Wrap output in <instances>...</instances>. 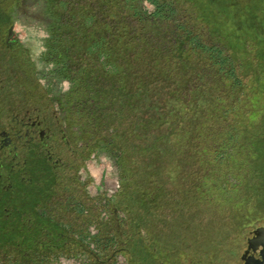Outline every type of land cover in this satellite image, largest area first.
Returning <instances> with one entry per match:
<instances>
[{"label": "trees", "instance_id": "1", "mask_svg": "<svg viewBox=\"0 0 264 264\" xmlns=\"http://www.w3.org/2000/svg\"><path fill=\"white\" fill-rule=\"evenodd\" d=\"M143 1L48 0L53 22L43 58L55 64L56 75L72 82L65 121L80 128L88 148L84 159L97 150L114 155L121 185L108 204L90 197L86 185L68 194L47 150L32 154L30 143L24 152L22 141H14L10 164L0 157V264H51L58 255L85 253L82 238L91 222L99 228L97 247L107 258L122 247L129 264H149L133 255L130 243L138 239L152 253L150 230L141 218L152 211L154 186L162 191L166 182L179 185L194 165L200 173L234 157L240 165L261 156L264 135L229 123L247 88L244 70L264 71L258 50L264 27L250 23L246 30L242 10L248 0H235L241 7L234 13L229 0H183L182 14L173 0H149L152 13L144 12ZM209 9L217 13V23ZM238 40L243 46L254 44L258 56L240 54ZM260 75L256 79L264 90V72ZM7 95L11 105L0 104V114H9L14 125L8 107L13 108L15 95L10 90ZM250 97L252 108L262 98L254 92ZM246 110L243 115L250 120L263 116V111ZM250 141L256 148L246 154ZM241 167L213 180L222 189L225 179L230 200L238 198L236 188L253 183V171L244 177ZM76 173L72 179L77 182ZM102 208L109 213L106 221L99 218ZM112 223L114 230L106 231ZM102 256L92 255L93 264H100Z\"/></svg>", "mask_w": 264, "mask_h": 264}, {"label": "rangeland", "instance_id": "2", "mask_svg": "<svg viewBox=\"0 0 264 264\" xmlns=\"http://www.w3.org/2000/svg\"><path fill=\"white\" fill-rule=\"evenodd\" d=\"M173 1L177 2L176 6L182 14V9L186 7L183 0ZM222 1L227 2V0H217L218 3ZM229 1L233 3L229 7L231 12L234 13L239 10L241 5L235 4V0ZM5 2V0H0V20L7 8L10 7V5L8 3L5 4ZM246 4L248 6L245 5V9L242 10L248 20L246 30L248 31L250 29V23H253L257 29L260 26L264 27V23H259L262 16L264 17V0H248ZM202 7L205 6L203 5ZM210 7L212 9L214 6L212 5ZM253 7L256 8L254 9ZM211 9H209L208 16L212 17L214 23H217V13L213 14ZM13 20V38L19 39L30 49L36 63L37 77L40 83L54 99L55 110L60 112V114H64L63 111L68 103L66 94L70 90L72 82L67 78L56 75L54 72L55 69H57L55 64L43 58L44 52L46 51L45 43L51 36L50 26L53 22L48 12V0H19L17 9L13 14ZM257 29L253 31L262 37V31H258L260 29ZM237 33L241 34L243 32L239 29ZM241 41L242 40L237 41V43L241 45L240 54L246 52L243 56L246 55L248 58H256L259 54L256 46L254 44L243 46ZM32 48L39 49L37 50L39 52ZM258 50L264 55V45ZM263 72L256 70V67L246 68L244 70L243 79L247 88H245L244 96L238 104V107L241 109L234 110L229 116V123L233 126L232 128L241 127V125H243L248 132L251 131L254 134L261 133L264 135V99L263 96H261L264 94V90L263 88H259L260 83L257 80L258 76ZM16 74L15 67L10 63L7 52L0 46V79L4 80L0 82L1 105L6 103L7 105H11L10 98L7 95L9 91L7 83L13 80L15 81ZM6 81L8 82L6 83ZM10 92H13L15 95L13 98V105L14 108H18V113L27 107L26 104L33 105L31 96L26 92H22L21 89L18 91L10 90ZM253 92L257 94L258 97L262 98L258 101L257 106L252 108L250 94ZM246 107H249V109L246 110ZM243 108L246 111H263V116L261 115L263 120L261 117V119L256 117L254 120H250L248 116L243 115L245 112L242 110ZM238 113H240V115H238ZM1 114L0 125L4 126L7 116L4 115V113ZM252 122L258 123L255 124ZM76 128L80 131L79 127ZM255 148L256 143L250 141L246 146L245 153L248 154L249 150L252 152ZM101 151L102 150L94 151L85 159L78 170V176L84 165L94 155H96L97 161L106 156L105 158H109L116 163L113 154L106 151L100 153ZM240 161L239 158L234 157L221 168L212 166L207 168L205 172L200 173L198 172L199 166L194 165L191 167L189 177L185 181L179 183V185L173 186L172 183L166 182L162 191L157 190L154 186L150 191L149 198L152 200L149 208L152 211L149 215H145L146 217L141 218L142 223L150 230L152 249L156 245L157 247L155 248H157L163 257L167 255L176 257L177 264H182V254L186 255V253H190L191 250L194 249L198 254L197 264H228L234 262L233 253L240 251L243 238L248 235L250 230L264 223V148L259 158H245V160L242 161L243 164L238 165L237 163ZM239 166H243L241 169L245 170L244 177L248 176L253 171V183L246 182L239 188H236L235 193H238L236 195L238 198L235 197L234 200H230L231 195L227 194L229 186L225 179L222 184L223 186L226 185V187L222 189H220L222 186L216 187L213 180L223 178V175L228 173H237L240 169ZM228 178H230V175ZM223 189L224 191H222ZM252 191L254 193H252ZM61 193L63 192H59L58 194ZM242 195H244L243 198H241ZM77 212L81 213L79 209H77ZM65 227L69 228V225L65 224ZM114 228L115 224L112 223V225L107 226L105 230L111 231L114 230ZM75 237H77V235H75ZM120 237L119 235V238ZM120 248L122 247H118L119 250ZM98 249L97 253L101 252L103 259H106L105 249L103 248L102 250L99 247ZM130 249L135 257L139 259L143 257L147 259L149 264H152V262L158 264L162 260L165 261L164 258H154L151 252L143 248L142 241L138 239H133L130 243ZM63 255L64 254L59 255L58 257ZM91 264H93L92 257Z\"/></svg>", "mask_w": 264, "mask_h": 264}, {"label": "flooded vegetation", "instance_id": "3", "mask_svg": "<svg viewBox=\"0 0 264 264\" xmlns=\"http://www.w3.org/2000/svg\"><path fill=\"white\" fill-rule=\"evenodd\" d=\"M5 1V4L8 3L10 7L7 8L0 20V46L7 52L8 59L17 72L15 81L10 83L6 81L7 88L11 91L21 89L22 92L28 93L32 98L33 105L25 103L27 107L20 113H18L17 107L14 108V105L13 108L8 107V110L12 111L11 117L15 122L14 125L8 121L9 114L4 113L7 120L4 124L5 127L0 125V152L3 154L0 153V157L6 164H10L9 155L17 148L14 141H22L24 152H26L25 145L30 143L32 145H28L29 150L27 151L32 154L47 150V153L54 157L53 168L58 169V174L65 180L66 184L63 189L73 193L79 187L85 186V183L79 179L76 169L85 161L84 156L88 149L86 142L81 138L82 132L76 128L78 126L69 127L65 121L66 111L64 110V114H60L55 110L54 99L47 93L37 77L36 63L30 49L19 39L13 38V14L17 9L19 0ZM21 46L27 48L28 52L23 51ZM3 81L0 79V82ZM7 150L8 153L5 154ZM50 171L52 172V169ZM75 173L77 182L72 179ZM260 226H264V223L250 230L248 235L243 238L240 251L233 253L234 262L228 264H264V235L258 238L253 233ZM152 254L154 258L165 259L158 264H177L176 257L171 255L163 257L155 247L152 249ZM113 262L114 253L106 258L103 264ZM197 262L198 254L195 249L186 255L182 254V264H197ZM152 264L156 263L152 262Z\"/></svg>", "mask_w": 264, "mask_h": 264}, {"label": "bare ground", "instance_id": "4", "mask_svg": "<svg viewBox=\"0 0 264 264\" xmlns=\"http://www.w3.org/2000/svg\"><path fill=\"white\" fill-rule=\"evenodd\" d=\"M128 2H129V0H128ZM142 8H143L144 12L146 11V13L147 12L152 13L155 9L153 3H151L149 0H144L142 2ZM33 34H34V32H33ZM29 42H31V41H29ZM33 50L37 51L39 49H33ZM37 52H39V51H37ZM61 109H62V107H61ZM82 136H83V134H82ZM97 147H99V145ZM100 153H103V152L101 151ZM100 153H98V154H100ZM108 156H110V155H108ZM105 157L103 159H99L97 161L96 155L92 156V158L89 159L88 162L81 169L80 174H79V179L85 183L86 190H87L89 196L94 198V199L101 198L102 203H107V201H109V199H112L115 195H117V193L120 190V175H119L120 169L118 170V167L113 160H111L109 158H105ZM88 174H89V177H88ZM88 194H87V196H88ZM79 211L86 213V211L84 209L82 210L81 208L79 209ZM119 216L123 217L124 214L120 213ZM99 218L101 220H104V221L109 219V213L107 212L106 209L102 208L99 210ZM99 234H100V231H99L97 224L91 222L86 227L84 237L82 238L83 244L87 246L86 248L88 249V251L85 253H81V254L77 253L76 255H70V256L63 255V256H60L58 258L56 257L57 260L56 261L54 260L55 263H53V264H91L92 255L97 253L99 250L97 247L98 245H97V241H96ZM113 263H115V264H128V260H127V257L125 256V254L121 250H116L114 252V262Z\"/></svg>", "mask_w": 264, "mask_h": 264}, {"label": "water", "instance_id": "5", "mask_svg": "<svg viewBox=\"0 0 264 264\" xmlns=\"http://www.w3.org/2000/svg\"><path fill=\"white\" fill-rule=\"evenodd\" d=\"M253 233L259 238L264 235V226L256 228Z\"/></svg>", "mask_w": 264, "mask_h": 264}, {"label": "crops", "instance_id": "6", "mask_svg": "<svg viewBox=\"0 0 264 264\" xmlns=\"http://www.w3.org/2000/svg\"><path fill=\"white\" fill-rule=\"evenodd\" d=\"M105 259H103V257L101 258V262H100V264H103V261H104Z\"/></svg>", "mask_w": 264, "mask_h": 264}]
</instances>
